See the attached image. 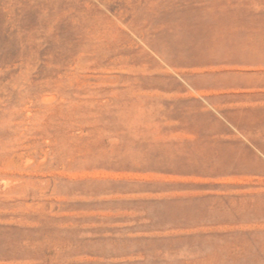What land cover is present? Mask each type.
Instances as JSON below:
<instances>
[{"label": "rangeland", "instance_id": "rangeland-1", "mask_svg": "<svg viewBox=\"0 0 264 264\" xmlns=\"http://www.w3.org/2000/svg\"><path fill=\"white\" fill-rule=\"evenodd\" d=\"M0 264H264V0H0Z\"/></svg>", "mask_w": 264, "mask_h": 264}]
</instances>
